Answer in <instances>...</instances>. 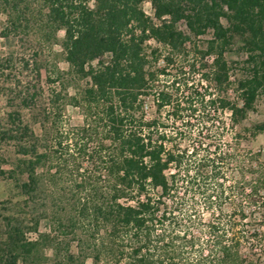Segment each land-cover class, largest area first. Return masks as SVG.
Here are the masks:
<instances>
[{
    "label": "trees",
    "instance_id": "16d2710c",
    "mask_svg": "<svg viewBox=\"0 0 264 264\" xmlns=\"http://www.w3.org/2000/svg\"><path fill=\"white\" fill-rule=\"evenodd\" d=\"M17 1L36 5L51 37L63 33L65 62L87 81L72 99L83 114L75 133L59 130L56 94L41 135L8 115L2 135L15 143L10 176L27 215L42 188L64 182L51 213L62 227L80 225L94 264H264L262 154H242L240 134L225 140L264 97V0ZM183 29L211 33L202 59L212 61L197 84L195 63L177 65ZM235 37L251 70L233 103L225 52ZM247 132L264 134V121ZM21 227L7 225L0 264H31L38 243Z\"/></svg>",
    "mask_w": 264,
    "mask_h": 264
},
{
    "label": "rangeland",
    "instance_id": "374dc122",
    "mask_svg": "<svg viewBox=\"0 0 264 264\" xmlns=\"http://www.w3.org/2000/svg\"><path fill=\"white\" fill-rule=\"evenodd\" d=\"M142 9L147 16L153 18V10L148 1L143 3ZM37 10L36 5L29 2L21 4L17 0H0V243L6 239L8 224L16 226L22 223L24 238L38 243L27 262L94 264L92 251L85 252L80 247V225L76 226L75 230L62 227L58 224V218L51 213L52 200L62 192V188L66 190L68 184L60 182L57 188H42L36 194L37 202L33 207L36 212L33 216H28V211L33 213V210L23 207L24 197L17 187L16 180L10 176V170L13 169L17 158L16 148L13 141L2 135L5 128L11 127L12 119H9V114H13L15 119L16 114H20V119L36 134L41 135V127L46 123L47 116L49 117L47 111L51 107L50 102L55 100L56 94L59 96L57 108L62 111L59 130L63 134L75 133L83 124L82 110L72 105V99H78L87 81L79 80L72 74L61 48L63 33L58 32L55 37H51ZM183 30L189 40L186 53L178 59L177 65L184 66L186 71L189 65L195 63L193 81L197 84L202 79L201 75L207 73V66L212 61V57L202 59L211 33L194 36ZM150 45L158 46L154 42ZM246 57L241 39L235 37L225 52L233 83L229 94L233 103L239 102L234 90L237 83L246 79L251 70L246 64ZM202 83V87L208 86V83ZM25 97L29 99L31 109L23 108ZM148 114L150 117L154 116V108L149 109ZM221 117L227 124H231L229 112H224ZM263 121L264 97L259 96L247 117L226 135L225 140L234 144L233 135L240 134L241 153L260 152V162L264 165V134L253 137L247 132ZM238 176L236 175L237 178ZM37 219L39 223L36 227L34 223ZM19 264H23V260L19 261Z\"/></svg>",
    "mask_w": 264,
    "mask_h": 264
}]
</instances>
